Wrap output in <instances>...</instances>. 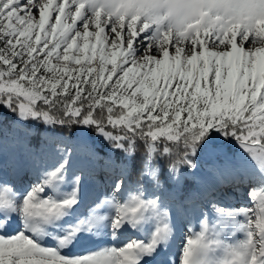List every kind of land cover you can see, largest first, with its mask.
<instances>
[{"label": "snow or ice", "instance_id": "obj_1", "mask_svg": "<svg viewBox=\"0 0 264 264\" xmlns=\"http://www.w3.org/2000/svg\"><path fill=\"white\" fill-rule=\"evenodd\" d=\"M219 226L243 238L214 262ZM0 264H264V0H0Z\"/></svg>", "mask_w": 264, "mask_h": 264}, {"label": "rangeland", "instance_id": "obj_2", "mask_svg": "<svg viewBox=\"0 0 264 264\" xmlns=\"http://www.w3.org/2000/svg\"><path fill=\"white\" fill-rule=\"evenodd\" d=\"M8 118L14 119V117L11 116H9ZM39 126L42 127V129L39 132V136H37L36 131ZM26 131H27L26 127L19 125L9 128L8 129L9 140L11 141L14 137L20 136L24 138L27 143H30V146L36 149L37 151L48 146L49 137L53 135V131L55 133H62L63 135L58 138L63 139L65 143L73 147L78 146L81 143V141L84 139L83 136H89L91 137V139L95 140L94 135L76 129L70 132L69 134H65L63 132L56 130H45V126L38 125L32 128V134L30 136L25 135ZM73 133H78V134L73 135ZM96 147L97 148L100 147L99 143L96 145ZM231 147L233 149L235 148L234 145H231ZM76 155L79 160H83L84 158L83 153H78ZM101 155L103 156V153H101ZM105 159H115V158L111 157V154H109L107 157H104V159H101L98 163L92 165L93 175L89 178V184L84 191V195L88 202H91L93 199L99 196L102 191H104L106 187L105 182L109 179L110 176L114 174L112 170L104 167ZM11 162H12V157L10 154L9 164H11ZM210 167H211V160L205 158L204 169L208 170ZM9 172L11 174L12 172L11 168H9ZM26 172L27 175H25V173L22 172L19 176L15 177L17 184L22 185L24 183H27L29 179L34 178L35 176L34 172L28 170H26ZM166 195L168 194L166 193ZM243 196H244L243 190L237 189L235 187H222L217 191V198L222 197L225 203L234 207L242 206L244 202ZM176 213H177V219L181 225V229L178 232L177 238L171 247V252L178 254L179 249L182 247L184 236L188 234L184 230V226L188 225L193 231H199L200 226L197 222V215L193 213L190 209H185L183 207L177 206ZM216 235L217 238L224 240L225 244L221 245L219 248H217L215 251L211 253V259L214 262H218L223 258L227 243L235 242L236 240L243 238V236L236 231L235 226H219ZM75 251L76 253H79L81 251V248L78 247Z\"/></svg>", "mask_w": 264, "mask_h": 264}, {"label": "trees", "instance_id": "obj_3", "mask_svg": "<svg viewBox=\"0 0 264 264\" xmlns=\"http://www.w3.org/2000/svg\"><path fill=\"white\" fill-rule=\"evenodd\" d=\"M41 129H42V127H40V126L37 128V131H36V135H37V136H39V132H40ZM55 130H56V131L63 132V133H65V134H69L70 132L74 131L75 129L69 131V130H67V129H59V128H57V129H55ZM37 136H36V138H37ZM132 179H133V180H136L137 177H136V176H133Z\"/></svg>", "mask_w": 264, "mask_h": 264}]
</instances>
